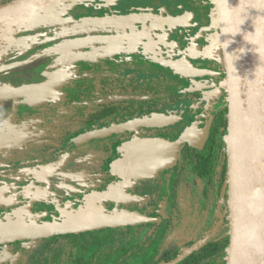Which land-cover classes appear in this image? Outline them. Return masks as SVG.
<instances>
[{
  "label": "flooded vegetation",
  "instance_id": "af4514ba",
  "mask_svg": "<svg viewBox=\"0 0 264 264\" xmlns=\"http://www.w3.org/2000/svg\"><path fill=\"white\" fill-rule=\"evenodd\" d=\"M12 1L14 0H6L2 5ZM140 1L141 3L137 4L136 0H88L80 3L64 4L66 9H70V11H83L86 7L89 12L88 8L91 10V7L95 5L98 9L108 7V11L112 12L114 11L113 7L114 9H119V6L123 3L131 8V2L138 10L141 8L140 6L149 9L144 10L142 8L138 11L139 13H160L163 16L162 18L165 19L163 27L165 30L159 31L157 37L155 33L150 34V36L146 35V33H151L148 29H146L148 32L140 33L137 40L142 45L133 54L121 55L115 53L101 56L92 62L73 64L70 66L69 75L66 76L67 78L65 77L66 80L61 81L56 88V98L52 101L31 104L20 100L13 106V113H9V108H6L5 112L1 114L0 127L2 126L6 131L8 130L10 134L12 131L17 133L19 137L22 135L23 137L21 138L27 144L36 138L54 136L55 150L43 149L35 155L26 154L24 155L25 159L31 157L34 158L32 163H41L63 155H70L72 158L70 162L73 164L72 167L74 169V174H71L74 175L72 184L61 190L57 198L33 207V210L43 214L41 218L38 214H34L32 219L25 218L23 220L29 223L36 221L40 224L64 221L80 211L98 208L108 215L129 212L158 218L159 222L166 219L168 220L169 235L172 228V219L164 218L162 210L167 203L168 208H170L182 185H188L184 184V179L188 175H197V178L203 183L204 194L210 196L207 202L217 198L220 207L221 202L229 200L227 184L228 153L224 145L226 137L224 134L225 132L227 134L229 129L230 98L224 46L217 10L206 12L201 4L202 0ZM111 4L113 5L111 6ZM128 35L126 37L130 39L131 37ZM106 58H110L113 63H116L113 67L115 70L112 71L117 74L116 80L118 82L126 79L130 85L136 84L137 87L150 85L157 91V87H160L159 92L161 95L158 97L155 92L148 94V96L153 98L147 100L143 111L133 115L123 108V103L106 101L101 104L99 102L86 103L92 107L82 113L79 118L50 116L55 107L59 108V106L63 105L58 100L59 97H64V95H59V90L71 88L69 85L81 77L76 73L75 66L84 63L96 64ZM172 63H182L183 65L190 63L195 70L199 73L205 72V75L196 74L194 69L189 70L187 67L181 69L185 74L181 75L170 67ZM108 67L109 64L105 63L103 73L107 77L111 73ZM68 104L70 103H64V105ZM76 104V102H73L71 107ZM98 104L103 106L95 109L93 106ZM19 110L21 112L18 115ZM156 110H159L158 114H154ZM62 111H66V109L63 107ZM153 116H168L173 117L174 120L162 127L155 125L138 127L132 131L128 130L120 134L107 135L83 145L77 141L82 135ZM12 123L15 125L14 128L11 127ZM4 125H7V128ZM186 133L191 134L192 143L185 140L180 141L179 158L173 168L162 171L153 178L145 179H122L113 173L112 164L125 157L120 151L124 144L148 139H164L173 143L180 140ZM31 150H29V153H31ZM26 153L28 152L26 151ZM83 162L91 164L86 169H82L83 166L81 164ZM23 164L31 163L24 162ZM12 182L14 181L12 180ZM3 184L6 183L0 182V196L3 194ZM189 185L193 186V184ZM158 188H165V197L161 203V216L155 217L152 213L156 211L155 198ZM120 193L129 195L124 196L127 200L120 197ZM109 196L114 197L109 198ZM0 199L2 200L1 197ZM11 199L12 197H5L4 200H8L11 203ZM10 214L8 221L21 220L14 213V215ZM159 222L134 226L135 229L132 235L139 228L144 229L135 244L141 241L142 236L147 232V226L155 225ZM205 222V218H202V223ZM108 230L112 229L41 239L47 240L49 244L37 264H51L49 256L66 239L90 236L93 242L98 245L97 242L104 236L100 237L101 234L99 232ZM212 230L211 238L221 235V232L217 231V229L214 233V226H212ZM228 232H230V229ZM205 238L206 236L204 235L199 240L191 239L181 249L169 247L167 250H163V243H161L158 249L156 247L157 250L147 251L148 257L141 258L138 256L139 261L132 259L137 260L138 264H142L147 258L157 253L156 260L158 261L164 258L167 251L169 259L174 252L180 251V254H182L191 246L202 242ZM17 242L0 245V250ZM191 242L192 245L187 247ZM97 249L98 246L83 264H107L108 258H106V255L101 259L92 260ZM114 249V256L117 257L119 254L117 249L119 248L115 247Z\"/></svg>",
  "mask_w": 264,
  "mask_h": 264
},
{
  "label": "rangeland",
  "instance_id": "374dc122",
  "mask_svg": "<svg viewBox=\"0 0 264 264\" xmlns=\"http://www.w3.org/2000/svg\"><path fill=\"white\" fill-rule=\"evenodd\" d=\"M5 2L0 0V5ZM136 3L141 1L136 0ZM130 4L131 8L125 3L119 9L113 7L112 12L108 11L107 5V8L101 9L94 5L91 10L88 8V12L86 7L83 11H70L60 4L1 27L0 119L6 108L13 113V106L20 100L38 104L56 98L55 90L61 81L66 80L73 64L92 62L115 53L133 54L142 45L137 40L140 33L149 31L151 33L146 35L155 33L157 37L159 31H163L165 19L160 13H139L142 8L149 9L140 6L138 10ZM4 127L7 128V125ZM21 137L0 127V182L6 183L0 196V222L8 221L10 213L21 220L32 219L34 214L41 218L43 214L33 210V207L57 198L60 191L74 180L70 155L41 163H32L34 158L31 157L25 159L26 154L35 155L43 149L55 150L54 136L36 138L28 144ZM90 164L83 162L82 169ZM184 181L188 185H182L170 208L167 203L162 210L164 218L172 219V228L163 241V250L169 247L181 249L191 239L199 240L204 235L211 238L212 226L222 235L228 234L231 227L229 200L221 202L220 207L217 198L211 197L213 199L207 202L210 196L204 194V185L197 175H188ZM5 197H12L11 203L4 200ZM7 207L10 208L5 210ZM202 218H205V223H202ZM143 230L139 228L135 231L119 246V250L132 246ZM99 233L101 237L106 232ZM48 244L47 240H36L5 246L0 250V264H37ZM97 246L90 236L66 239L49 256V262L83 264ZM150 248L152 246L138 249L143 251L133 258L139 261L138 256L148 257ZM134 259L129 264H138Z\"/></svg>",
  "mask_w": 264,
  "mask_h": 264
},
{
  "label": "water",
  "instance_id": "95a60500",
  "mask_svg": "<svg viewBox=\"0 0 264 264\" xmlns=\"http://www.w3.org/2000/svg\"><path fill=\"white\" fill-rule=\"evenodd\" d=\"M85 1L88 0H14L0 6V27L60 4ZM212 1L222 33L230 98L226 143L231 241L227 264H264V0ZM182 63H172L170 67L181 75H185L181 71L184 67L194 69L190 63ZM194 73L205 75L195 69ZM173 120V117L153 116L82 135L77 141L83 145L138 127H162ZM191 138V134L186 133L173 143L148 139L124 144L120 151L125 157L112 164V171L122 179L153 178L175 166L180 141L192 143ZM125 195L120 193L119 196L127 200ZM157 222L158 218L138 213L108 215L91 208L64 221L0 223V245ZM209 239L206 237L200 243ZM200 243L165 264L183 263L201 248Z\"/></svg>",
  "mask_w": 264,
  "mask_h": 264
},
{
  "label": "trees",
  "instance_id": "16d2710c",
  "mask_svg": "<svg viewBox=\"0 0 264 264\" xmlns=\"http://www.w3.org/2000/svg\"><path fill=\"white\" fill-rule=\"evenodd\" d=\"M201 4L205 8L206 12H210L215 10L216 7L212 0H202ZM105 63L109 64L108 70L111 71L109 76H104L103 71L105 70ZM116 63L110 58L103 59L101 62L96 64H82L76 65L75 71L80 78L72 82L71 88H63L60 89L59 95H64V97H59V101L63 103L62 106L55 107L53 109L50 116L52 117H81V114L86 112L90 107L86 103L88 102H114V103H123V108L127 109L129 113L132 115L141 112L144 110V106L149 98H153L152 96H148L150 93H156L159 97L160 87H157L158 91L154 89L153 86H140L137 87L136 84H128L126 79L120 80L119 82L116 80L117 74L112 70H115L113 67ZM126 64V61H125ZM76 102L77 104L71 107L72 103ZM61 103V104H62ZM64 103H70L68 105H64ZM94 105L95 109L101 108L103 105ZM65 108L66 111H62V108ZM91 109V108H90ZM50 110V109H49ZM20 110L18 111V115L20 114ZM159 110H156L154 114H158ZM226 137L228 133L224 134ZM225 137V148H227ZM228 180V177H227ZM165 188H158L156 192L155 198V213H152L153 216H161V206L162 201L165 197ZM147 232L142 236L141 241L139 243H134L132 246L127 249L122 248L121 250L117 249L119 253L117 257H115V247L119 248L125 241L131 237L135 227L131 228H123L116 230H108L104 236L99 239L98 249L94 252L92 257L93 259H101L104 255H106L107 264H129L130 260L138 253L143 250L138 251V249L147 248L148 246H152V248L148 250L155 249L165 241L168 235V220H162L158 224L149 225L146 227ZM228 231V230H227ZM231 237L230 234L226 235H218L207 242L189 259L184 261L181 264H227L228 255H229V247H230ZM192 242L188 244L187 247L191 246ZM157 247V249H156ZM181 252L176 251L172 254V256L168 259V251L163 259L156 260V254L147 258L142 264H164L169 261L175 259L177 255ZM96 261V260H94ZM94 263V262H93ZM44 264V263H40Z\"/></svg>",
  "mask_w": 264,
  "mask_h": 264
}]
</instances>
